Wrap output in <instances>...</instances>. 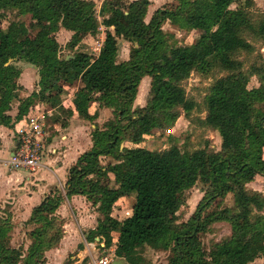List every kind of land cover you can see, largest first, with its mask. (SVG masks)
Instances as JSON below:
<instances>
[{
    "label": "trees",
    "instance_id": "1",
    "mask_svg": "<svg viewBox=\"0 0 264 264\" xmlns=\"http://www.w3.org/2000/svg\"><path fill=\"white\" fill-rule=\"evenodd\" d=\"M174 1L147 21L149 0H104L99 10L92 0H0V127L24 124L39 105L51 111L48 126L62 128L75 112L94 126L100 110L112 112L92 131V148L69 169L65 196L50 193L33 209L26 252L11 245L13 214L0 210V264H47L46 253L65 235L59 209L74 196L85 197L101 215L96 229L85 233L86 241L99 238L126 264H151L147 249L168 252L167 264H252L264 258V193L247 187L259 177L264 181V11L253 10L254 0ZM9 14L29 16L35 34L19 20L2 29ZM166 23L202 35L193 45H180L164 31ZM101 28L99 54L79 51ZM62 29L73 33L68 55H62L56 38ZM120 40L131 45L122 62ZM20 63L38 69L37 89L27 98L21 97ZM214 71L224 74L205 97L203 123L219 133L220 151L127 147L190 118L199 105L183 83L192 74L206 77ZM146 77L149 100L135 107ZM253 78L259 86L249 88ZM74 87L73 110L62 98ZM103 158L113 163L104 165ZM197 185L204 197L181 222L185 193ZM132 194V216L114 217L117 203ZM229 195L235 197L233 208L222 206ZM217 224L228 225L231 234L206 249L202 238Z\"/></svg>",
    "mask_w": 264,
    "mask_h": 264
},
{
    "label": "rangeland",
    "instance_id": "2",
    "mask_svg": "<svg viewBox=\"0 0 264 264\" xmlns=\"http://www.w3.org/2000/svg\"><path fill=\"white\" fill-rule=\"evenodd\" d=\"M97 9H100L101 1L102 0H95ZM129 1V0H126ZM256 3V6L253 8V10L257 11H264V0H254ZM19 20L26 24V26L29 29V32L31 34H35L37 29L35 28V25L31 22V19L29 16H21L16 17L14 14H9L8 19H5L2 22V29H5L9 22ZM150 20V17H148L147 21ZM164 31L167 33H173L180 45H193L195 44L199 38L201 37L200 31H194V32H187V31H180L175 27H172L171 25H164ZM73 33L67 32L65 30L59 31V33L56 34L57 41L62 46V55H68L71 52L66 48V45L70 42L71 37ZM103 38L105 39V28H101L99 34L95 37L88 36L86 37L83 42L80 44L78 50L84 51L86 53H89L93 56H96L97 53H99V50L101 49L103 45ZM119 47H120V53L118 61L122 62L129 59L130 56V47L131 45L128 42H125L124 40L119 41ZM28 65V66H24ZM19 67L22 70L31 69L35 72V75H33L34 79H38V75L36 71L34 70V66L26 63H20ZM23 67V68H22ZM224 73L220 71H214L213 74L201 77L197 74H192L191 77L183 83V86L186 90L187 96L190 99L195 100L199 107L196 109L190 118L181 117L175 124L174 127H172L169 130L166 131H159L155 132L153 135L148 136L145 138V140L142 143L139 144H128L127 147L129 148H146L149 150H164L168 149L174 145L177 146H185L189 151H194L197 149H202L204 147L209 146L211 149L220 151L221 149V138L218 132L212 130L211 128L207 127L203 120L205 119L206 112L204 107V100L205 97L209 93V89L213 85L214 81L220 78ZM27 76H29L30 79H32L31 72H27ZM26 79V78H25ZM39 81V80H38ZM38 81H27L25 82L21 80L20 84L23 86V90L21 92V97L26 98L28 97L34 90L37 89ZM150 84L151 79L149 77H146L143 79L142 84L139 89L138 98L135 102V107H144L147 104V101L149 100V92H150ZM28 86L30 89L25 90V86ZM259 84L257 82L256 78H253L251 83L249 84V88L258 87ZM76 91V88H68L66 90L62 100L63 105L65 108H72V99L73 95ZM72 106V107H71ZM45 112V119H46V131L48 132V140H55V136H57L58 140H60V143L62 142V137L69 133V131H63V129H60L59 132H54L52 125L47 124V118L51 115L50 112L45 111L44 106H38L37 112L40 111ZM110 113L108 112L105 114L101 119L97 120L95 127L93 128V123L81 120L79 118H75V122L73 123L74 118L70 120L69 128L70 126H73L72 131H74L73 138L78 137V142L80 143V150L87 151L90 148H92V139L91 134L92 131L96 127H103V124L109 120ZM24 124H19L15 128V132L18 133L20 128ZM53 135V136H52ZM72 138V137H71ZM91 140V144H90ZM102 162L104 165H109L113 163V160L111 158H103ZM249 190L258 191L261 193H264V181L262 178H257V180L253 183L248 184ZM59 191V190H58ZM60 192V191H59ZM185 205L181 209V222H186L190 219V217L195 212L196 208L198 207L199 203L202 201L204 197L203 187L201 185H197L193 189L187 191L185 193ZM87 200V199H86ZM136 200V194H132V196L123 198L122 201L120 200L117 203V206L114 210V217H116L119 220H124L133 214V206L135 204ZM85 201V200H84ZM88 201V200H87ZM12 202V201H10ZM89 202V201H88ZM90 203V202H89ZM91 204V203H90ZM235 197L232 195H229L224 203L223 207H235ZM20 205V204H19ZM13 205H10L8 203H5L0 207V210L6 209L10 213H14L15 211H12ZM77 207H81V211L83 210V207L81 205H78ZM90 207V206H89ZM91 204V207L89 208L90 212L97 211ZM70 211V210H69ZM94 214V212H93ZM32 230V226H29L22 221H16L14 225V231L12 233V240L11 245L15 248L22 247L24 251L26 252L28 247L31 244V240L29 239L28 232ZM87 231L86 233H88ZM231 234V228L226 224H217L211 228V231L203 236L202 242L206 249H210L214 242H220L223 239L227 238ZM85 235V234H84ZM83 246L88 248L89 244H97V243H88L86 241L85 236H83ZM97 242V241H96ZM97 246V245H96ZM55 248L51 250V252L46 253L47 257V264H77V262L80 261V258H78L76 255L79 254L78 247L74 249L69 255L66 253L63 257H61L64 253L57 251ZM169 253L168 252H157L154 250L147 249L145 251V257L147 261H149L151 264H167ZM88 259L86 258V264L88 262ZM113 262L111 264H119V261L112 257ZM116 261V262H115ZM115 262V263H114ZM122 264H126L125 261H121ZM252 264H264V258L256 260Z\"/></svg>",
    "mask_w": 264,
    "mask_h": 264
},
{
    "label": "crops",
    "instance_id": "3",
    "mask_svg": "<svg viewBox=\"0 0 264 264\" xmlns=\"http://www.w3.org/2000/svg\"><path fill=\"white\" fill-rule=\"evenodd\" d=\"M92 1L96 2L95 0ZM103 1L104 0L101 1V5ZM129 1H135V0H129ZM149 1H150V6L148 9L147 19L148 17H150L151 19V17L154 15V13L157 10L162 9L164 7H169L175 3L174 0H149ZM166 24L168 25L169 23ZM98 54L99 53H97L96 56ZM24 66H28V65H24ZM34 70L38 75L37 80H35L33 77V75H35V72L28 68L26 70H22V74L19 79V84L21 80H23L24 82L25 80L38 81L39 80L38 69L34 67ZM28 71L31 72L32 79H30L29 76H27ZM24 86H25L24 87L25 90L30 89L28 86L26 85ZM71 103L73 105V102ZM17 107L18 106L16 105L13 111L10 113L12 117H15L17 115V111H18ZM68 109L74 110V107ZM95 111H96V107L95 106L91 107L90 112L93 113ZM108 112L110 113L109 115L110 118L112 116L111 110L109 109L100 110L99 119H101ZM73 118L74 119L72 120L74 123L75 118H78L76 112ZM92 127L94 128L95 126L92 125ZM72 128L73 126H70V128L69 126L67 128H62L60 125H54L53 126V129L55 130L54 132H59L60 129H63V131H67V132L69 131V133L61 138L62 139L61 143L60 140H58L57 136H55V140L53 139V141L48 140L46 142V147L44 151L45 167L35 172H28V171H11L6 166V162L10 159V157H12V154L15 151V147L17 143V135L15 129L13 128L10 129L3 126L0 127V207H2V205H4L5 203L13 205L12 211H15L13 213L14 222L16 221H22L23 223L27 222L31 217L33 209L36 206H38L43 201V199L50 193H54L55 191L59 190L65 196V185L68 179V171L76 163L77 159L83 153L86 152L84 150H80L81 147H80V143L77 140L78 137L73 138L75 132L74 131L70 132ZM90 144H91V140H90ZM78 205H81L84 211H81V207H77ZM89 206L91 207V204L86 200L85 197L74 196L71 200L66 199L58 212V214L63 219L66 220V225H65L64 238L62 239L60 245L57 247L58 249L56 250L64 253L61 256L63 257L66 253L69 255L72 251H74L76 247H78V250L80 252L76 256L80 258V261L77 262V264H86L85 259L90 258L89 254L91 253V249L83 246L84 243L83 236H85L84 234L87 231L96 229L98 225V221L101 219V215L96 210L93 211L94 214L93 212L89 211L90 208ZM80 246H82L83 248L80 249ZM112 249L115 250L114 248ZM115 258L118 261L120 260L119 264H122L121 261H124L123 259H119L116 256ZM113 260L114 259H112L111 263L113 262ZM89 263L90 260L88 259L87 264Z\"/></svg>",
    "mask_w": 264,
    "mask_h": 264
},
{
    "label": "built area",
    "instance_id": "4",
    "mask_svg": "<svg viewBox=\"0 0 264 264\" xmlns=\"http://www.w3.org/2000/svg\"><path fill=\"white\" fill-rule=\"evenodd\" d=\"M38 109V107H37ZM45 112L37 110L29 116L17 135V143L12 157L6 162L11 171L35 172L44 168V151L48 132L46 131ZM89 264H111L115 251L107 249L105 242L97 239V244H89ZM97 245V246H96Z\"/></svg>",
    "mask_w": 264,
    "mask_h": 264
}]
</instances>
